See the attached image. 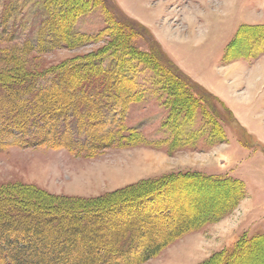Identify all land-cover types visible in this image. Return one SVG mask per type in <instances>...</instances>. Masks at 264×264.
Wrapping results in <instances>:
<instances>
[{"label":"rangeland","instance_id":"1","mask_svg":"<svg viewBox=\"0 0 264 264\" xmlns=\"http://www.w3.org/2000/svg\"><path fill=\"white\" fill-rule=\"evenodd\" d=\"M44 1L0 0V10L10 4L16 8L10 25L16 40L1 44L0 52L19 55L27 42L37 47L45 17ZM82 1L87 9L78 15L73 30L87 39L74 47L60 45L45 53L36 48L24 61L27 70L51 71L74 60L88 59L98 51L105 52L112 44L118 34L117 23L100 0ZM109 3L121 18L138 23L148 32L174 71L196 87L193 90L173 79L165 66L152 58L141 36L134 34L126 48H133L136 57L124 76L132 100L124 114L118 106L111 115L104 111L108 121L119 114L115 126L110 122L105 126L104 132L113 130V144L89 153L39 143L17 146L13 145L14 138H8L0 145V189L25 198L38 194L85 203L105 201L171 174L230 178L243 186L236 201L232 187L175 184L158 202L161 207L167 201L173 206L172 210L163 209L160 218H149L140 225L136 224L139 211L119 209L113 219L104 218L107 225L104 221L97 224L100 227L94 232L108 238L125 225H137L135 229L141 231L161 226L162 231L151 238L154 240L164 232H172L178 221H187V210L191 217L209 210L221 212L203 218L197 228L143 264H204L215 253L232 249L243 237L263 236L264 0ZM110 49L104 56L120 50L114 44ZM109 61L106 59L104 65ZM200 88L205 92V102L195 92ZM151 208H155L154 202L143 210ZM139 243L148 246V237H141ZM86 251L80 248V253H72L76 257L89 255ZM100 256V262L110 261ZM239 264H264V244L258 250L247 249Z\"/></svg>","mask_w":264,"mask_h":264},{"label":"trees","instance_id":"2","mask_svg":"<svg viewBox=\"0 0 264 264\" xmlns=\"http://www.w3.org/2000/svg\"><path fill=\"white\" fill-rule=\"evenodd\" d=\"M100 1L117 23L118 34L112 39V44L114 48H120L118 52L104 56L109 50L112 51L111 44L105 52L98 51L88 59L74 60L51 71H29L25 68L24 61L36 48L38 52L45 53L60 45L74 47L79 41L87 39L73 30L76 18L87 9L81 0L44 1L45 17L38 32L37 47L25 43L20 56L0 52V145L6 139L14 138L13 145L17 146L28 147V144L39 143L53 149L76 152L91 153L108 145L110 147L113 144L110 142L113 130L104 132L105 126L109 122L115 126L119 114L113 115L108 121L104 111L111 115L118 106L124 114L132 100L133 93L124 76L129 73L130 61L136 57L133 48H126L134 34L141 36L151 50L152 58L160 61L173 79L186 83L189 88L196 87L174 71L169 58L153 37L141 30L138 23L121 18L109 0ZM7 6L0 10V45L16 40L10 29L16 8L13 4ZM259 42L262 41L257 44ZM261 44L264 45V41ZM106 59L110 61L104 65ZM195 92L205 102L203 89ZM104 141H107L105 145ZM194 179L198 180L192 182ZM189 182L194 184L193 187H201L202 183L206 184L205 187L216 189L232 187L233 201H236L239 191L243 192L242 183L236 180L206 178L188 173L171 174L137 187L134 191L113 195L105 201L85 203L41 197L38 194L25 198L14 192L7 194L0 189V264H143L197 228L203 218L215 217L221 212L209 210L208 213L204 211L200 216L191 217L187 210V221H178L172 232H164L154 240L151 238L162 231L161 226H150L141 231L135 229L137 225H125L109 234L108 238L105 237L106 240L95 234L94 230L100 227L97 224L100 225L104 218L113 219L120 209L139 211L136 224L145 225L149 218H160L163 209L172 210L173 206L168 201L164 207L158 202L166 197V192L173 185L182 187ZM153 202L154 209L150 205L151 211L143 210ZM93 220L95 225L91 223ZM104 223L107 225L108 221ZM93 236L94 239L91 238ZM143 236L149 239L146 247L139 243ZM243 238L232 249L215 253L204 264H217V261L218 264H239L247 249L258 250L264 244V235ZM80 248L87 250L89 255H73L72 252L80 253ZM101 254L110 261L100 262Z\"/></svg>","mask_w":264,"mask_h":264},{"label":"bare ground","instance_id":"3","mask_svg":"<svg viewBox=\"0 0 264 264\" xmlns=\"http://www.w3.org/2000/svg\"><path fill=\"white\" fill-rule=\"evenodd\" d=\"M263 75H264V73H263ZM194 188V187H193Z\"/></svg>","mask_w":264,"mask_h":264}]
</instances>
